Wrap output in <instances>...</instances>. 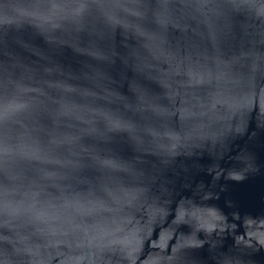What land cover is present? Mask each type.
I'll use <instances>...</instances> for the list:
<instances>
[{
  "label": "water",
  "instance_id": "1",
  "mask_svg": "<svg viewBox=\"0 0 264 264\" xmlns=\"http://www.w3.org/2000/svg\"><path fill=\"white\" fill-rule=\"evenodd\" d=\"M0 264H264V0H0Z\"/></svg>",
  "mask_w": 264,
  "mask_h": 264
}]
</instances>
